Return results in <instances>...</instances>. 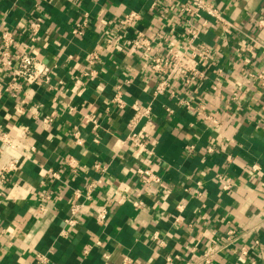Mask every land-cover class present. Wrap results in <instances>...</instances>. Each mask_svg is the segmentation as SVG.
I'll use <instances>...</instances> for the list:
<instances>
[{"label":"crops","instance_id":"1","mask_svg":"<svg viewBox=\"0 0 264 264\" xmlns=\"http://www.w3.org/2000/svg\"><path fill=\"white\" fill-rule=\"evenodd\" d=\"M154 1L0 0V30H12L20 48L27 41L28 24L42 22L36 55L53 68L56 88L35 85L14 98L6 91L10 77L0 68V131L9 133L26 156L18 172L0 181V264H37L40 255L47 257L46 264H123L126 258L131 264H166L170 254L180 256L178 264H183L224 244L229 229L252 227L258 231L241 235L213 264H264V93L255 78L264 69V0H204L228 25L203 13L209 26L202 29L200 42L210 48V60L190 61L203 77L182 86L178 98L158 99L152 118L140 128L141 138L156 153L150 168L166 188L146 187L136 176V168L146 165L137 150L123 144L132 110L107 111L119 85H124L130 106L152 100L156 80L131 49L135 31H117L114 22L139 11V30L173 43L164 31L180 23L176 7L189 0H156L159 6L152 10ZM84 12L91 16V28L74 36L72 29ZM92 51L100 59L96 76L88 77L84 74L94 69L87 64ZM200 106L221 126L200 117ZM86 115L99 121L98 130L83 123ZM75 127L82 146L74 142ZM227 142V151L221 150ZM187 146H194V152ZM209 146L216 147L215 153L207 152ZM69 157L78 160L79 174L66 167ZM98 161L109 169L94 195L96 202L81 210L76 228H66L72 197L65 184L85 188L98 179ZM254 165L260 170L254 171ZM50 169L60 172L63 183L46 175ZM218 174L233 183L231 192L222 191ZM136 197L139 208L133 205ZM102 209L110 212L104 226L93 217ZM64 229L68 236L60 238ZM155 233L164 247L154 241ZM97 240L103 245L89 249ZM243 248L247 256H242Z\"/></svg>","mask_w":264,"mask_h":264},{"label":"built area","instance_id":"2","mask_svg":"<svg viewBox=\"0 0 264 264\" xmlns=\"http://www.w3.org/2000/svg\"><path fill=\"white\" fill-rule=\"evenodd\" d=\"M39 1L41 0H38V2ZM158 6L159 3L155 0L151 8L154 10L157 9ZM40 8V4L35 5L36 12H38ZM178 10L181 15L180 23L164 31L165 35L171 37L173 43L163 42L139 30V26L143 20L142 14L139 11L132 10L127 12L114 22L117 31L123 32L131 29L135 31L134 37L130 40L131 49L136 51L145 62H147L152 76L156 80L150 103L144 105L139 102H134L130 106L124 98V85H119L112 95L111 107L107 108V111L126 110L128 108L132 110V117L128 123V133L126 134L123 144L130 145L137 150L140 154V162L146 165V167L139 166L135 170L136 176L146 187L159 185L162 188H166L161 176L155 174L150 168L156 159V153L151 150L148 144L141 138L140 128L142 124L148 122L152 118L153 105L158 99L167 95L172 98H178V90L182 86H191L196 80L203 77V73L199 70L198 66L190 63L191 60L200 64L207 63L210 60V48L200 42L202 29L209 26V22L203 17V13L217 18L225 26L228 25L217 9L214 6L206 4L204 0H189L187 3L181 4L179 9L176 7V11ZM91 24L92 20L90 14L84 12L82 22L78 23L72 29V34L77 37L83 36L85 32L91 28ZM42 32V22L38 19L31 21L26 27L27 41H25L20 48V40L12 30H0V68L5 70L10 77V82L6 86V91L14 98H18L22 92L35 85H46L50 89H56L52 86L53 68L40 61L36 55V45L39 42ZM111 42L112 41L109 40V43ZM262 50L264 54V45H262ZM99 59V54L97 52L92 51L89 54L87 64L94 69L91 72H86L84 74L85 76H96L97 70L95 67L99 64ZM255 78L258 80L259 87L264 93V69L256 75ZM61 83L62 82H60V84ZM129 83V81L125 82V84ZM217 89V86L213 87L214 91ZM235 97L236 94H234V99ZM184 105L187 109L193 110L191 102L185 101ZM15 109L19 114L23 112L21 106H17ZM166 111L170 114L173 113L170 108H167ZM197 113L200 117L210 121L216 127L221 126V122L216 116L207 113L206 107L200 106L197 109ZM49 121V119H44L46 123ZM83 123L92 125L94 130L100 128L99 121L90 115L85 116ZM23 134H26V131H24ZM73 138L78 146L84 144L78 127L74 128ZM95 142L99 143V139L96 138ZM228 146L229 142L225 143L221 147V150L227 151ZM194 149V146H187V151L189 153H193ZM32 151H35V149L32 148ZM215 151L216 147H207V152L209 154H213ZM25 158L26 156L21 152L20 146L14 142L10 134L0 131V181L6 182L10 175L18 172L22 168ZM65 164L71 174H79L80 164L76 158H67ZM94 169L100 174V177L91 181L85 188H73L65 184L69 187V190H71L72 197L70 202V215L65 220L66 228H76L79 225L78 217L81 210L91 203L93 204L96 202L94 195L100 186L103 185L104 175L108 172L109 167L98 161L95 163ZM253 170L259 171L260 167L254 165ZM45 172L49 178L63 183L60 172L51 169ZM216 179L221 183L223 192L229 193L232 191L233 183L228 180L226 175L218 174ZM137 197H140V194ZM133 205L135 208L140 207L141 202L138 198L134 200ZM93 217L98 224L104 226L110 217V212L107 209H102L96 211ZM256 231H258V227L246 228L243 229L242 232L231 228L228 231L224 244L221 246L208 247L201 254H196L195 259L186 260L183 264H213L215 258L221 252L231 248L241 235L245 236L255 233ZM67 236L68 230H62L60 238H66ZM153 239L154 241H159L160 247L165 246V242L160 240L159 233H155ZM256 244L260 246L259 239H256ZM102 245V241L97 240L94 244L89 245V249ZM85 253L88 254L89 250H85ZM241 254L242 256H247L249 252L246 248H243ZM104 256L106 260L110 258L106 254ZM180 261V256L173 254H170L165 259L166 264H178ZM46 263L47 257L45 255H40L37 264ZM123 264H131L130 258H126ZM252 264H255V262Z\"/></svg>","mask_w":264,"mask_h":264}]
</instances>
